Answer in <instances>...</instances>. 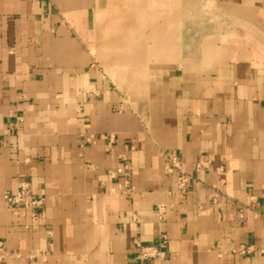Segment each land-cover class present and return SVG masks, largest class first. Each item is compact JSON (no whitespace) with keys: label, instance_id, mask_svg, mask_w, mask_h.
I'll return each mask as SVG.
<instances>
[{"label":"crops","instance_id":"1","mask_svg":"<svg viewBox=\"0 0 264 264\" xmlns=\"http://www.w3.org/2000/svg\"><path fill=\"white\" fill-rule=\"evenodd\" d=\"M21 181L42 207L3 198ZM0 241V264H264V0H0Z\"/></svg>","mask_w":264,"mask_h":264},{"label":"built area","instance_id":"2","mask_svg":"<svg viewBox=\"0 0 264 264\" xmlns=\"http://www.w3.org/2000/svg\"><path fill=\"white\" fill-rule=\"evenodd\" d=\"M206 162L199 161L196 164V168L200 169ZM165 169L169 173H175V192L182 198H184L188 192V182L190 176L182 170L181 162L175 155L165 156ZM110 177L119 178V181L115 186L111 188V191L129 193L133 190V186L130 183V166L128 161L125 159L115 169L109 172ZM3 198L10 204L19 205L24 202L27 206L33 208H40L43 205V199L39 196H32V192L27 181H21L19 188L15 193L6 192L3 194ZM165 205L161 204L158 206L159 212H163ZM241 213V210H240ZM167 242V236L162 235L160 240V246L151 244H142L135 240L134 244L136 247V258L138 260H152L154 258H162L165 255L163 246ZM2 242L0 241V246ZM248 249L247 247H238L231 250L232 253H244Z\"/></svg>","mask_w":264,"mask_h":264}]
</instances>
